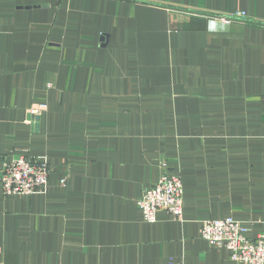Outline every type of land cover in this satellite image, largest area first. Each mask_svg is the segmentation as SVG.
Returning a JSON list of instances; mask_svg holds the SVG:
<instances>
[{
  "label": "crops",
  "instance_id": "obj_1",
  "mask_svg": "<svg viewBox=\"0 0 264 264\" xmlns=\"http://www.w3.org/2000/svg\"><path fill=\"white\" fill-rule=\"evenodd\" d=\"M22 154L53 172L0 183V264H235L201 230L263 229L264 0H0V169ZM162 173L184 215L147 222Z\"/></svg>",
  "mask_w": 264,
  "mask_h": 264
},
{
  "label": "built area",
  "instance_id": "obj_2",
  "mask_svg": "<svg viewBox=\"0 0 264 264\" xmlns=\"http://www.w3.org/2000/svg\"><path fill=\"white\" fill-rule=\"evenodd\" d=\"M245 12L231 16H217L221 21L231 22L236 17H244ZM45 104H34L31 109L33 118L39 117L46 109ZM0 169V183L7 195L23 194L31 196L44 190L50 181L53 170L46 160L30 159L22 154L18 158L4 159ZM66 179L62 183H66ZM184 184L180 174L162 173L157 183L143 190L138 207L142 209L147 222H156L158 212L165 210L174 219L181 220L184 215ZM263 229L255 238H250L248 222L237 220L233 216L210 218L202 223V237L213 246H224L231 250V259L235 264H264V219ZM167 264H178L169 259Z\"/></svg>",
  "mask_w": 264,
  "mask_h": 264
},
{
  "label": "water",
  "instance_id": "obj_3",
  "mask_svg": "<svg viewBox=\"0 0 264 264\" xmlns=\"http://www.w3.org/2000/svg\"><path fill=\"white\" fill-rule=\"evenodd\" d=\"M37 119H39V117H37Z\"/></svg>",
  "mask_w": 264,
  "mask_h": 264
}]
</instances>
